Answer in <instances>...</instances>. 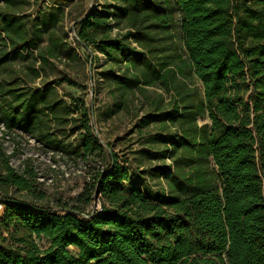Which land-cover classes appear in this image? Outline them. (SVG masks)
I'll return each instance as SVG.
<instances>
[{"label":"trees","instance_id":"trees-1","mask_svg":"<svg viewBox=\"0 0 264 264\" xmlns=\"http://www.w3.org/2000/svg\"><path fill=\"white\" fill-rule=\"evenodd\" d=\"M72 2L0 0V127L107 164L51 205L0 139V264H264V0H103L75 25L76 44L106 59L112 113L140 102L134 130L157 128L146 153L162 162L150 171L164 178L159 192L131 183L84 102L57 90L82 87L54 15Z\"/></svg>","mask_w":264,"mask_h":264},{"label":"rangeland","instance_id":"rangeland-1","mask_svg":"<svg viewBox=\"0 0 264 264\" xmlns=\"http://www.w3.org/2000/svg\"><path fill=\"white\" fill-rule=\"evenodd\" d=\"M102 3L103 0H73L68 8L54 10L56 18L61 19V23L57 27L61 32L66 33L68 44L81 60V63L69 60L66 61V64H68L74 80L82 85L80 89L63 85L57 90L62 95L68 94L76 101L84 102L85 109L91 112L89 126L95 136L102 139L103 145L109 151L117 152L123 158L129 160L128 168L133 176L130 180L131 183H145L152 192H159L161 188L165 189L164 178L157 177V174L151 176L150 171L161 167L162 162L151 161L146 153L157 150V146L147 144L148 136L156 133L157 128L149 126L141 131L134 130L137 116L144 113V109L139 108L140 102L136 103V106H131L128 113H112L111 106L113 103L109 85L108 82L102 79L101 75L105 74L108 68L106 59L94 49L93 45H87L85 49L76 44L74 38L75 25L81 21V16L90 12V8H93L94 4L99 5ZM115 34L117 33L113 31L112 36ZM56 67L59 70L65 69L63 65L57 63ZM64 72L68 71L64 70ZM64 100L69 101L67 98ZM69 104L75 108V105L70 102ZM80 116L81 114L77 111L73 117L79 120ZM207 122V120L199 121V123ZM77 128H79V121L66 127L69 138L65 142L70 143L72 146L77 144V136L80 131L77 133L73 131ZM2 132L3 130L0 127V139L4 144L6 153L11 155V167L19 174L28 169L32 170L36 176L33 185L46 194V201L51 205L57 199L68 201L75 198L82 192L89 177L96 170H103V167L107 164L106 160L102 161L94 157L80 160L73 156L67 157L54 154L42 148L27 135L15 132L3 136ZM165 164V167H167L171 163L166 160ZM7 192L8 195L17 199L29 200L24 193H18L13 189L7 190ZM95 205L88 210H99V203ZM41 245L44 246L45 244L41 243Z\"/></svg>","mask_w":264,"mask_h":264}]
</instances>
